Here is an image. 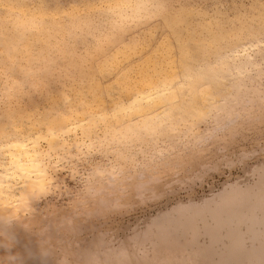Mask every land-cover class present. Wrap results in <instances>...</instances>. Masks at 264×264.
Instances as JSON below:
<instances>
[{"label":"rangeland","instance_id":"rangeland-1","mask_svg":"<svg viewBox=\"0 0 264 264\" xmlns=\"http://www.w3.org/2000/svg\"><path fill=\"white\" fill-rule=\"evenodd\" d=\"M130 5L128 0H0V137L6 132V137L10 136V130L16 128L21 135L32 133L36 122L60 116L82 100L94 101L95 96L101 95L105 101L117 97L128 82L127 78L120 82L118 77L125 75L142 56L155 57L160 53L161 59H165L169 52L176 53L179 69L190 72L189 68L214 61L224 51L264 39V0H140L139 7ZM74 7L80 10H73ZM126 45L131 49L117 57ZM250 54L264 67V46L249 49L239 59L241 65L252 68ZM228 61L211 77L202 71L194 86L205 84L216 74L225 77L232 64ZM262 72L260 80L245 83L250 84L246 91H237L242 97L248 93L255 97L244 110L261 105L256 102V95L264 98V68ZM243 83L239 80L236 85ZM213 84L210 90L215 93ZM194 100L199 104V97ZM184 101L172 120L175 131L155 139L135 135L127 139L131 146L134 144L133 148L143 150L137 157L158 160L155 174L160 179L151 189L138 188L142 190L138 195L136 183L130 180L132 183H127L132 190L125 184V192L120 189V194L114 192L112 198L109 196L104 204L107 208L97 204V211L93 212V200L88 199V209L87 202L82 205L85 178L70 172L69 167H59L55 172L58 190L38 196L33 202L38 214L35 212L33 219L26 217V225L13 222L6 231L0 230V264H190L197 257L196 264H211V260L217 259L207 250L208 235L203 231H199L203 235L198 232L190 241L181 232L162 241L159 232H152L149 227L158 215L180 204L202 203L231 186L246 188L258 182L264 169V104L259 117L250 120L241 114L230 131L226 129L213 138L194 143V131L212 130V119L206 115L194 120L190 116L192 101ZM184 107L190 108V112L184 111ZM160 148L162 155L158 154ZM105 149L103 153L93 152L91 159L109 164L115 152L109 145ZM89 162L84 164L83 172L87 173ZM78 195L82 200H78ZM115 195L117 201L113 199ZM89 208L91 213L84 219L82 215ZM69 211L73 212L71 218ZM55 219L60 223L56 224ZM241 227L243 230L244 226ZM197 228L202 230L201 226ZM226 229L221 231L223 241L217 243L221 247L226 243ZM243 236L244 251L239 260L226 264H241L246 253L254 250L255 241ZM200 245L201 251L196 253Z\"/></svg>","mask_w":264,"mask_h":264},{"label":"bare ground","instance_id":"bare-ground-1","mask_svg":"<svg viewBox=\"0 0 264 264\" xmlns=\"http://www.w3.org/2000/svg\"><path fill=\"white\" fill-rule=\"evenodd\" d=\"M128 3H131L130 6L139 7L140 0H128ZM73 10L77 11L80 9L79 7H74ZM258 46H264V39H260L240 49L224 51V53L214 61H208L204 64L194 65L189 68L190 72H183L179 69L180 61L176 57V53L169 52L168 55L165 56V59H161L160 53L155 57L152 55L142 56L137 62H134L135 64L133 65L135 66L128 69V71L126 70L129 74L126 72V76L123 75L124 77H118L120 82L126 78L128 82L124 90H122V93L117 97L105 101L103 95H101V97L95 96L94 101L85 102L82 100L78 105L75 104L77 106L76 108H74L75 106H69L71 108L60 116H53L52 114L53 117L49 119H46L44 116L45 119H41L42 121L36 122L35 120V122L38 123L35 125V130L29 134L27 132V135L17 133V131H19L17 130L18 128L13 131L10 130V136L7 137L6 135H8V132H6L5 135L0 137V230L6 231L9 225L12 226L13 222L20 223L19 225H26L27 223L24 224L26 217H32L33 219L37 211L34 209L35 207H33L35 199L38 196L40 197L41 195L48 194V192H51L53 189H57L58 181H56L55 172L58 171L59 167H69L70 172L80 174L81 178H85V191L83 190L84 197L82 195L83 191L81 192L80 190L82 193L81 198H84V203L81 204L84 205L86 204L85 202H87L86 205L88 209V199L93 200V207H91L93 208L92 211H97V204L99 207L103 205V207L107 208L108 205H105L109 201V196L112 198L111 196H114V192L120 194L118 190H122V188H131L132 186L130 185V187L128 185L130 180L136 183L134 186H137V189L140 188L143 190L146 186L147 188L145 189H148V186H150L149 189H151L153 187L152 185L160 179L155 174L158 160L153 157H146L144 160L137 157L139 156L138 153L143 154V150H138V147L137 149L133 148L134 144L131 146V143H128L127 139L130 138L131 135L144 139H155L160 137L161 134L175 131L177 128L174 127L175 121L173 122L172 120L176 118L178 113L177 109L183 106V100L186 101L187 99L188 103L192 101L190 104L191 109L184 107L185 109L183 110L185 111L187 109L188 112H190V109V116H193L194 120L203 118L206 115L210 116L212 119V130L194 131L192 141L194 143H200L207 138H213L215 133L219 134L226 129L230 131L241 114L249 117L250 120V117H259L262 113L264 98L257 94L256 102L261 105L256 108H253V105L248 110H244V106H246L247 103H252L255 97L251 95L252 93H248L245 97L237 95V91L244 92L248 89L250 84H245L247 81L260 80L262 78L264 67L261 63L255 61L253 54H250L252 68L243 66L241 65L242 63L239 62V59L244 57L249 49L254 51ZM125 49H131V47L129 45L124 46L117 57L122 55ZM228 60L232 63L230 65L231 67L229 66L230 69L228 74L225 75L228 79L216 74L211 80H207L205 84L199 87L198 84L197 87L194 86L197 79L200 78L202 71L211 77L219 71L222 64ZM227 63H229V61ZM224 65L228 64L224 63L223 66ZM239 80H243L244 83L236 85ZM212 82H214V84ZM212 84L213 87H216L214 89L215 93L210 90ZM249 90H251V88ZM195 96L196 98L199 97V104L194 103V99L196 98L193 97ZM70 101L69 99V102ZM73 104L74 103L71 105ZM101 125L105 126V129H103V126L101 128ZM187 142L190 143L191 140L188 139ZM106 145L114 149L115 156L113 152L112 156L115 158L111 160L110 163L108 162L109 164H104L97 161V159L92 160L91 154L93 152H101V150L103 153V150H106ZM158 154L162 155L161 148L158 150ZM88 161L91 163L89 162L90 167L86 173L83 172V166H85L84 164L86 162L88 163ZM263 166L262 164V167ZM85 169L86 168H84V171ZM261 170L259 180L254 186L247 185L249 187L243 188L240 186V188L238 185H235L208 201L190 203L187 205L180 204L172 211L158 215L152 223L150 222L151 227H149V230L152 232L153 230L158 231L162 241L163 239L165 241V238L169 237L172 239V237L180 235L178 234L180 232L183 233L187 239L189 238L190 241L191 237H195L199 231H203V233L208 235L207 242H209L207 246L209 249L207 250L210 252L212 251L210 255L213 253L214 256H218L217 259L211 260V264H226L227 262L232 263L238 261L240 254L244 251L243 235L246 234L249 240L252 242L255 241L256 244L254 250L246 253L247 257H245V261L241 264H253L254 261L257 262L254 264L262 263V261H264V169ZM131 183L132 182L129 184ZM125 184H127L128 187L127 185L125 186ZM140 189H138V195L142 193H139ZM131 190L129 189V191ZM125 191L126 190L123 192ZM79 195L78 198H80ZM85 197H87V199ZM116 197L117 195H115L113 199ZM81 198L78 200H82ZM115 201L117 200L115 199ZM78 204L77 206H79ZM82 208L86 209V206H82ZM91 208H89V211H87L85 215H82L83 211L80 210V212H82L81 214L79 213L80 217L82 215L85 219L86 217L84 216H87V214L89 215ZM38 212H36V214H38ZM66 212L68 211L66 210ZM60 213L62 214V212ZM72 213L70 212V215L68 214L70 218L72 217ZM52 215H54V213ZM56 215H58V213ZM80 217L78 219H80ZM41 221L45 222L43 220ZM56 221L57 219H55V222ZM77 222L74 223L76 224ZM59 223L56 222V224ZM43 224L42 227L45 229ZM64 224H62V226L66 225ZM198 225L202 227V230H198ZM11 226H9V228ZM241 226H244L243 230H241ZM224 229L227 230V233L225 232V235H223V238L226 237V243L221 247L219 244L218 246L217 243L223 241L220 235L221 231ZM45 230L49 231V229ZM152 232H149V234L151 235ZM203 233L201 234L199 232L201 235H203ZM42 234H44V232L41 233V235ZM144 239H146V237ZM32 242L33 241H31V244ZM34 242L37 243V239ZM166 244L165 246H167ZM50 249L48 248V250ZM93 250L94 249H92V251ZM199 250L201 251V245L197 248V251H194L198 253ZM116 251H114V253ZM120 252H123V250H120ZM91 253L93 254V252ZM140 254L138 253V255ZM143 254L145 255L146 253ZM154 256H151L152 259ZM156 258L158 259V256ZM116 259H118L117 261L120 263L119 256ZM194 259L196 261L199 260L198 257ZM196 261L195 263H191L196 264ZM163 264H167V262Z\"/></svg>","mask_w":264,"mask_h":264}]
</instances>
